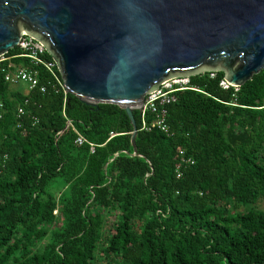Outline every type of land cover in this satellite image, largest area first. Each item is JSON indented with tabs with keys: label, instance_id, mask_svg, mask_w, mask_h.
Returning <instances> with one entry per match:
<instances>
[{
	"label": "trees",
	"instance_id": "trees-1",
	"mask_svg": "<svg viewBox=\"0 0 264 264\" xmlns=\"http://www.w3.org/2000/svg\"><path fill=\"white\" fill-rule=\"evenodd\" d=\"M18 54L0 62V264H264V68L239 88L190 77L172 138L133 110V154L122 108L55 92L39 67L45 93L11 89ZM178 150L193 164L176 179Z\"/></svg>",
	"mask_w": 264,
	"mask_h": 264
},
{
	"label": "water",
	"instance_id": "water-1",
	"mask_svg": "<svg viewBox=\"0 0 264 264\" xmlns=\"http://www.w3.org/2000/svg\"><path fill=\"white\" fill-rule=\"evenodd\" d=\"M26 34L89 106L132 111L163 80L223 73L239 88L264 68V0H0V57Z\"/></svg>",
	"mask_w": 264,
	"mask_h": 264
},
{
	"label": "built area",
	"instance_id": "built-area-1",
	"mask_svg": "<svg viewBox=\"0 0 264 264\" xmlns=\"http://www.w3.org/2000/svg\"><path fill=\"white\" fill-rule=\"evenodd\" d=\"M15 48L19 50L20 54L12 58L26 59L30 67L16 66L10 62L7 68L2 70L4 72V81L7 84L12 87L23 85L27 88V91L38 88L40 93H45L47 85L40 84L39 75L35 69L39 67L52 77L53 83H51V88L55 92L61 90L64 93L66 91L63 79L60 77L55 63L51 59L45 58L46 51L38 43H34L26 34H23ZM4 60H6L4 56H1L0 62ZM201 75L203 74L197 76ZM208 75L210 78L214 77V74ZM219 87L222 89L228 88L224 80L219 82ZM185 90L199 92V90L190 85L189 78H179L163 80L154 90L146 93L142 103L135 108V110L140 112V130L149 132L152 129H156L167 138H172L173 132L167 124V108L176 101V94ZM21 114L22 109L18 108L17 117L19 118ZM74 144L76 146L88 144L89 151L93 152V145L88 143L78 133H76ZM176 158L174 174L176 179H179L182 176L183 170L193 164V160L185 157L182 150H178Z\"/></svg>",
	"mask_w": 264,
	"mask_h": 264
},
{
	"label": "rangeland",
	"instance_id": "rangeland-1",
	"mask_svg": "<svg viewBox=\"0 0 264 264\" xmlns=\"http://www.w3.org/2000/svg\"><path fill=\"white\" fill-rule=\"evenodd\" d=\"M11 89H13L14 91H18V92H21L23 94H26L27 93V88L23 85L19 86V87H12L11 86ZM256 207L261 210L262 212H264V202L263 201H259L256 205Z\"/></svg>",
	"mask_w": 264,
	"mask_h": 264
}]
</instances>
